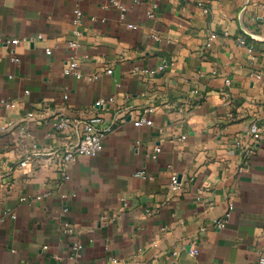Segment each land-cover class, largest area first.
Listing matches in <instances>:
<instances>
[{"label":"crops","instance_id":"0c3cea01","mask_svg":"<svg viewBox=\"0 0 264 264\" xmlns=\"http://www.w3.org/2000/svg\"><path fill=\"white\" fill-rule=\"evenodd\" d=\"M115 1L123 13L0 0V40H19L0 47V264H250L264 254V0ZM71 58L84 78L62 73ZM59 114L115 120L67 178L77 137Z\"/></svg>","mask_w":264,"mask_h":264},{"label":"built area","instance_id":"2783aa9c","mask_svg":"<svg viewBox=\"0 0 264 264\" xmlns=\"http://www.w3.org/2000/svg\"><path fill=\"white\" fill-rule=\"evenodd\" d=\"M112 3L116 6H118L120 8V10L123 11L125 10V8L118 4V2H116L115 0H112ZM81 11L79 8H75L74 9V22L78 23L80 22V18H81ZM154 15V11L150 10L148 12V16L151 17ZM129 26H132L131 24H129ZM215 35L214 34H209L206 45L210 46L212 41L214 40ZM9 42L11 44H17L19 42L18 39H11V40H7V41H2L0 40V47L6 43ZM240 44H244V40L241 39L239 40ZM68 47H75L76 46V42L74 41H68L66 44ZM46 52L49 53L50 50L46 49ZM11 60L14 62H20L19 58H17L15 55L11 56ZM161 68V67H159ZM107 73L111 72V69H106L105 70ZM62 73L64 75H74L77 78H84L83 74L80 72L79 70V63L76 59L71 58L70 60H67L65 62V65L62 69ZM95 76L92 77H88L89 79L94 78ZM64 97H66L64 95ZM112 101V98H98L95 100L94 105L95 106H104L105 104H109ZM5 106H12L13 103L9 102V103H4ZM153 111V109L151 107L145 108L142 110V112L138 115V117L136 119H134L133 123L135 125H151L152 124V120L149 117V114ZM52 125L54 126L55 129H57L58 131H67L70 130L72 127H75L76 131V141L75 143H72L70 145H68L66 147V149L64 150V152L62 153L61 157H60V168L61 171L64 172L65 174V170H67L70 165L77 159L78 156L80 155H85V156H95L96 154H98V152L101 150L102 148V139L105 136V133H109V132H113L114 128V122L115 120L112 119L108 125L107 128L101 129L99 127H97V124L100 122V117L97 116H92L90 118H88L87 120H78L77 118L68 116V115H64V114H59L53 117L52 119ZM250 134L253 137H259L260 135V128L256 125V124H251L250 128H249ZM155 151L158 152L159 149L155 148ZM154 156V155H153ZM28 162V158L23 159L19 162L20 166H24L26 165ZM65 178H67L68 176L65 174L64 175ZM171 186L172 187H176L177 186V179L175 176L171 177ZM37 198H39L40 196H36ZM228 214H226L227 216ZM213 224L218 227L221 228L224 226L225 224V218H221V219H217L214 220ZM63 231L64 232H69L70 228H68L67 224H64L63 226ZM82 247L81 243H74L72 246V250L74 255H77V252L80 250V248ZM192 253H196L197 250L195 248H193L191 250ZM112 261L115 262L116 259L112 258ZM98 264H104V262L100 261L98 262ZM250 264H264V254H260L258 256V258L251 262Z\"/></svg>","mask_w":264,"mask_h":264}]
</instances>
